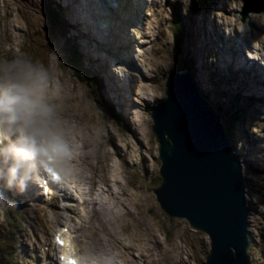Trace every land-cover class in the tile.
Instances as JSON below:
<instances>
[{"label":"rangeland","instance_id":"obj_1","mask_svg":"<svg viewBox=\"0 0 264 264\" xmlns=\"http://www.w3.org/2000/svg\"><path fill=\"white\" fill-rule=\"evenodd\" d=\"M185 1L176 0L170 7L165 6L151 16L150 41L143 44L146 64L142 67V75L136 73L138 81L134 90L129 87L125 77L120 81L123 84L126 80L127 87L117 85L111 77L109 82L112 88H109L106 82L100 91L93 89L89 76L86 80L71 77V69L64 60L68 59L67 46L71 47L70 42L65 44L61 37L53 40L52 36H49V30H45L41 25L36 26L33 34L35 40L32 44H35L36 48L33 57L36 64L39 63L43 71L50 67L51 73L55 71L69 75L58 79L56 92L59 98L54 100L51 109L53 115L49 116L63 121L68 127V135L78 136L84 145L87 166L81 170V174L91 177L90 185H95L98 189L99 200L105 207L102 213L96 210L94 214V220L98 222L101 233L105 235L107 229H113L122 233L123 237L135 238L126 242L127 246L124 247L128 264H204L211 248L209 236L204 231L194 229L186 219L169 216L161 207L155 193L162 178L159 172L161 165L159 143L152 129L151 112L159 100L166 97L167 78L171 72H175L172 70L178 63L176 61L178 49H183L185 53L190 51L191 59L196 53L198 56L201 55L200 46L204 45L206 35L197 31L200 20L204 19L203 25L212 23L213 28L214 24H217L218 15L224 16L228 21L220 9L218 12L209 10L206 14L202 12L196 13L199 15L193 14L191 28L194 30V36L191 35L188 41L184 38L181 43H177L175 34L173 35L174 23H178V18L185 20L184 11L187 8L185 3L189 0ZM226 4L235 5L232 2ZM32 8L33 17L40 19V23L46 22L47 14L44 8L37 6ZM14 12L12 19L16 16L20 29H23L22 23H19L21 17ZM234 17H237V14ZM218 21L223 25V19ZM70 24L72 25V20L67 19L65 26L69 28ZM225 25L230 26L228 28L232 31L231 34L229 31L230 37L236 35L238 33L236 30L241 28L247 31L243 35L246 39L254 40L257 38L254 34H262L260 22L255 25L254 15L248 14L242 23L234 19ZM140 26L137 29L140 30ZM218 27L221 28L220 25ZM217 32L219 30L216 31V36ZM72 37L74 38L73 34ZM76 37L75 41L79 48L82 41ZM207 38L211 40L210 37ZM195 46L197 52H191ZM98 54L102 55L97 49L92 52L93 56ZM88 57L95 68L96 61L90 55ZM111 69L112 75H115L116 71L122 74L119 67L111 65ZM130 69L135 71L132 67ZM90 73L91 76L94 75L93 71ZM125 75L128 76V73ZM209 81L207 75H202L200 84L206 89L204 94L213 102L227 103L234 99L235 95L240 96L239 104L243 108L240 119H228L229 117L225 115L227 119L225 123L233 133L234 151L242 162V173L248 181L246 195L252 209L249 217L248 253L252 264H264V114L261 113L262 110L255 108L253 96L242 97V84L236 78L224 76L223 83L217 86L220 92L227 95L226 98H220L212 79L209 78ZM120 89L125 90L122 94L124 97L129 90L130 98L129 101L122 100L121 95V104L117 102L119 101L117 96L115 97ZM111 179L113 183L118 179L121 191L119 196L122 198L118 199L117 192V195L111 194L113 190L109 183ZM114 188L117 189L116 185ZM124 203L129 206L128 210H120ZM131 248L137 251L136 258L133 257Z\"/></svg>","mask_w":264,"mask_h":264},{"label":"water","instance_id":"obj_2","mask_svg":"<svg viewBox=\"0 0 264 264\" xmlns=\"http://www.w3.org/2000/svg\"><path fill=\"white\" fill-rule=\"evenodd\" d=\"M162 181L155 190L169 216L210 236L205 264H252L246 178L218 113L187 73H171L153 109Z\"/></svg>","mask_w":264,"mask_h":264},{"label":"bare ground","instance_id":"obj_3","mask_svg":"<svg viewBox=\"0 0 264 264\" xmlns=\"http://www.w3.org/2000/svg\"><path fill=\"white\" fill-rule=\"evenodd\" d=\"M56 1H60V0H56ZM64 2H68V5H71L72 4V2L71 1H69V0H63ZM51 4H52V6L54 7V8H56V6L51 2ZM59 5H60V8H61V10L63 11V9H62V2H60L59 3ZM81 5H82V3H80L78 6H77V8L75 9L76 11H78L79 10V8L81 7ZM135 5V4H134ZM130 6V5H129ZM132 7V6H131ZM35 8H36V6H35ZM34 9V8H33ZM57 9V8H56ZM118 9L120 10V8L118 7ZM133 9V8H132ZM58 10V9H57ZM59 11V10H58ZM63 13H64V16L67 18V19H71L72 20V25H76V28H78L79 30L81 29L82 31H84V32H88L89 30H91V27L89 26V24H88V22H89V19H88V17L90 16L91 17V12L89 11L88 12V15L86 16V19H85V17L82 15V14H80L79 15V12H77V14L75 13V11H72L71 12V9H70V7L69 8H67L66 10H65V12L63 11ZM51 14V13H50ZM71 14V15H70ZM52 15V14H51ZM74 15V16H73ZM53 16H54V20H56V16L53 14ZM123 18H124V20L122 21L120 18H118V17H116V22H117V25L113 28V32H112V35H114V30H115V28H119V27H121V30H122V28H123V26H125V27H127V31H129V32H131V33H134L135 35H137V34H139V31H137L138 29H137V27H139L137 24L139 23V19H138V14L137 13H135L134 12V10H133V14H130V12H129V10H128V5L126 6V14H125V16H123ZM30 20H28L27 21V25H26V29H27V31H26V36L28 37L27 38V40H24V44L27 46V47H29V52H27V56L29 57V59H28V63L30 62V60H32V61H34V59L32 58V53H33V50H34V48H35V44H33V46H32V48H33V50H32V48H31V41H29V39H31V35L32 34H34V32L36 31V26H38V25H41V27H44V26H47L48 24H46V22H41L40 23V19L38 20V18L37 17H32V18H29ZM64 19V22L66 23V19L65 18H63ZM202 19V18H201ZM95 20V19H94ZM98 20H95V22H97ZM129 21V22H128ZM107 22H109V26H108V29L110 30L111 29V26H112V24L114 23L113 21H111V19L110 18H107V19H105L104 21H101V23L102 24H104V25H106L107 24ZM81 23H82V28H80L79 26H81ZM121 23L123 24V25H121ZM71 27V26H70ZM67 28V29H72V28ZM106 27V26H105ZM120 31V30H119ZM71 33L73 34V35H76L75 34V32L72 30L71 31ZM126 33V32H125ZM230 34H231V32H230ZM87 35H89V33H87ZM121 35L124 37V33H121ZM132 35V34H131ZM127 36V43H126V45H124L123 46V48H122V50H120L119 49V52L121 53V56H123V57H125L126 59H128L129 61H130V63H132V61L134 60V58L136 57V54L135 53H133V51H134V44L135 43H133V41H134V38L132 37V36ZM228 35H229V33H228ZM236 36H237V34L236 35H234L232 38L230 37V36H228V39L230 40V39H232V40H230V41H228V40H226L227 41V43L229 44V50H227L228 49V46H226V49L224 48V50H225V54L224 53H222L221 52V54L223 55L222 57H224V56H226V57H230L231 59H234L235 58V60H234V62L237 60V62H239V66H240V68L242 69V67H244V65H246V64H249L250 63V61H248V55H245V53H244V50H243V47H244V44L241 42V41H238L237 39H236ZM120 36H119V34H118V37H116L115 39H112V38H110L109 39V43H108V45H105V47L104 48H106V49H110V48H112L113 46H114V43H112L111 44V42L112 41H117L118 40V38H119ZM125 38H126V34H125ZM253 42H255V43H258V41L257 40H253ZM81 44H80V46H79V48L81 47V49L82 48H84V43H83V41L82 42H80ZM186 43V42H185ZM219 43V42H218ZM131 44L133 45V48L131 47ZM230 46H232V48H233V51H231L230 50ZM255 47H256V44H255ZM36 49V48H35ZM190 49V48H189ZM111 51V50H110ZM109 51V52H110ZM208 51V50H207ZM111 55L112 56H114V54H112L111 53ZM130 55H132V57H130ZM96 57V56H95ZM107 58V57H106ZM124 59V58H123ZM117 59H115V61H116ZM125 60V59H124ZM198 60H199V62H202L200 59H199V57H198ZM223 65V64H222ZM236 66H238L237 64H236ZM111 69V68H110ZM112 70V69H111ZM51 73V72H50ZM198 74H200V80L202 81V75H201V72H198ZM42 77H46L45 75H44V73H42ZM41 77V75H39L38 76V81H37V84H36V93H39V92H41V96H39L38 97V99H40L41 97H42V94L44 93L43 92V88H45V89H47L49 86H47L46 85V83H45V81L43 80V81H41L43 78ZM261 78L264 80V74L262 73L261 74ZM47 80H48V78H47ZM257 81H258V79L257 80H252L251 81V89H258V86H257ZM244 83L246 84V82L244 81ZM122 84V83H121ZM124 86H126L127 87V83H126V80H125V82H123V84H122V88L124 87ZM132 86V84H129V87H131ZM69 90V89H68ZM124 91L125 90H123V89H120L119 91H117L116 93L118 94V95H115V97L116 96H119V98H121V95L124 93ZM115 93V94H116ZM128 93H129V90H128ZM128 93H126V96L124 97L123 95H122V97H123V99L122 100H126V101H129L130 100V98H129V94ZM131 93V92H130ZM131 97V96H130ZM50 99H51V96L48 98V100L47 101H44V102H42L43 104H45L46 106L50 103ZM125 101V102H126ZM128 103V102H127ZM127 105H129V104H127ZM257 105V104H256ZM48 107V106H47ZM54 113L55 114H57L58 112L57 111H54ZM51 115H53V112H52V110H51ZM53 118L52 117H48L47 118V120L48 121H51ZM42 122H44V118L41 120ZM55 121V123H56V125L57 126H59L60 128H63L66 132H67V134H66V136H68V127L65 125V123L63 122V121H61L60 119H55L54 120ZM48 124V123H47ZM43 126V125H42ZM47 127V126H46ZM18 134V133H17ZM244 135V134H243ZM1 138V137H0ZM0 141H1V139H0ZM13 142H11L10 140H9V138L7 139V138H5V142H3V145H6L7 147H6V149H4V154L6 153V151L7 152H10V150L11 149H14V148H12V146H13ZM76 149H79V147H76ZM14 150H16V149H14ZM20 152V151H19ZM101 154V153H100ZM105 158V157H104ZM106 160V159H105ZM112 165V164H111ZM108 167V166H107ZM63 168V167H62ZM29 178V177H28ZM31 179V178H30ZM113 180L111 179V181L109 182L110 184H111V187H112V191H111V194H113V195H115L116 194V192L119 194L120 193V190L117 188V189H115L114 188V185H116V181L114 180V183L112 182ZM35 193V189H34V191H33V194ZM145 225V224H144ZM142 226V225H141ZM134 228V227H133ZM132 229V228H131ZM141 229V228H140ZM145 231V230H144ZM139 232V231H138ZM147 233V232H146ZM142 235V234H141ZM67 237H69V235H66ZM136 237V236H135ZM92 248V247H91ZM157 248V247H156Z\"/></svg>","mask_w":264,"mask_h":264},{"label":"clouds","instance_id":"obj_4","mask_svg":"<svg viewBox=\"0 0 264 264\" xmlns=\"http://www.w3.org/2000/svg\"><path fill=\"white\" fill-rule=\"evenodd\" d=\"M33 69L30 65L21 66L17 77L21 82L10 86H0V120L16 124L20 133L21 153L31 155L37 151L38 140L31 135V129L40 119L48 117L51 109L37 98L36 89L27 81L32 78ZM42 77V74H41ZM55 135L53 147L59 154H68L70 149L67 144ZM83 264L82 260L74 256L67 257L66 264Z\"/></svg>","mask_w":264,"mask_h":264},{"label":"trees","instance_id":"obj_5","mask_svg":"<svg viewBox=\"0 0 264 264\" xmlns=\"http://www.w3.org/2000/svg\"><path fill=\"white\" fill-rule=\"evenodd\" d=\"M70 66H72L73 69H75L76 71L79 72L78 70V66H77V63L75 62V60H70ZM184 67V63H183V59L181 58L180 60L178 59V65H177V68H180V67ZM183 67L181 69H183ZM84 77V75L82 76ZM227 129H230L228 126H226Z\"/></svg>","mask_w":264,"mask_h":264},{"label":"snow or ice","instance_id":"obj_6","mask_svg":"<svg viewBox=\"0 0 264 264\" xmlns=\"http://www.w3.org/2000/svg\"><path fill=\"white\" fill-rule=\"evenodd\" d=\"M58 243H60L61 245L64 244V242L61 241V240H59V239H58ZM61 259H63V260H67V256H62ZM72 264H75V262L73 261Z\"/></svg>","mask_w":264,"mask_h":264}]
</instances>
